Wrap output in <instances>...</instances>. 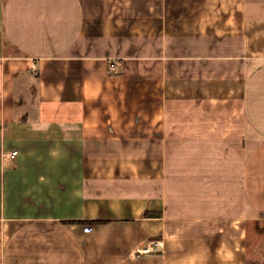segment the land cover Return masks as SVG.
I'll return each instance as SVG.
<instances>
[{"label": "crops", "instance_id": "0c3cea01", "mask_svg": "<svg viewBox=\"0 0 264 264\" xmlns=\"http://www.w3.org/2000/svg\"><path fill=\"white\" fill-rule=\"evenodd\" d=\"M259 225L264 0H0V264H264Z\"/></svg>", "mask_w": 264, "mask_h": 264}, {"label": "rangeland", "instance_id": "374dc122", "mask_svg": "<svg viewBox=\"0 0 264 264\" xmlns=\"http://www.w3.org/2000/svg\"><path fill=\"white\" fill-rule=\"evenodd\" d=\"M258 228V229H257ZM252 232H250L249 234H251L252 238L250 239V245H251V249L254 247L256 248V246H254L256 243L258 245H260L261 243V236H263L262 234H264V225H259L258 227H253V229H251ZM260 233V234H258ZM252 243H253V246H252ZM259 264H262V261L260 259V263Z\"/></svg>", "mask_w": 264, "mask_h": 264}, {"label": "built area", "instance_id": "2783aa9c", "mask_svg": "<svg viewBox=\"0 0 264 264\" xmlns=\"http://www.w3.org/2000/svg\"><path fill=\"white\" fill-rule=\"evenodd\" d=\"M109 67H110V69H114V63H110L109 64ZM17 156V151H15V150H13V151H11L9 154H8V158L10 159V160H13L15 157ZM155 244H158V245H160L158 242H156ZM153 248H151V247H144V248H142L141 250H139V252H138V254H146V253H151V252H153Z\"/></svg>", "mask_w": 264, "mask_h": 264}, {"label": "trees", "instance_id": "16d2710c", "mask_svg": "<svg viewBox=\"0 0 264 264\" xmlns=\"http://www.w3.org/2000/svg\"><path fill=\"white\" fill-rule=\"evenodd\" d=\"M146 215V213H145ZM77 223H89V224H92V223H97L96 221H77Z\"/></svg>", "mask_w": 264, "mask_h": 264}]
</instances>
